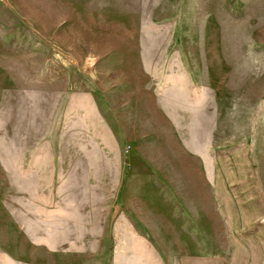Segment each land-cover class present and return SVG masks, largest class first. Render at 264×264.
<instances>
[{
  "label": "rangeland",
  "instance_id": "1",
  "mask_svg": "<svg viewBox=\"0 0 264 264\" xmlns=\"http://www.w3.org/2000/svg\"><path fill=\"white\" fill-rule=\"evenodd\" d=\"M0 264H264V0H0Z\"/></svg>",
  "mask_w": 264,
  "mask_h": 264
}]
</instances>
